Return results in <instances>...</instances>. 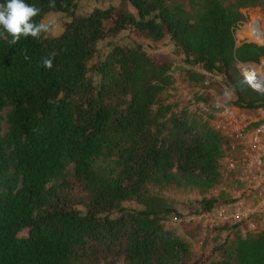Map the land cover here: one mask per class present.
Instances as JSON below:
<instances>
[{
    "label": "trees",
    "instance_id": "16d2710c",
    "mask_svg": "<svg viewBox=\"0 0 264 264\" xmlns=\"http://www.w3.org/2000/svg\"><path fill=\"white\" fill-rule=\"evenodd\" d=\"M78 1L25 0L36 22L64 15L55 36L12 45L0 29V264H264V228L239 235L264 216L221 227L197 258L166 226L180 217L166 192L194 195L189 216L230 202L210 195L228 141L205 93L170 101L175 68L155 51L166 40L194 85L219 77L222 106L264 107L237 68L264 44L234 39L240 11L264 0H117L81 16Z\"/></svg>",
    "mask_w": 264,
    "mask_h": 264
},
{
    "label": "built area",
    "instance_id": "2783aa9c",
    "mask_svg": "<svg viewBox=\"0 0 264 264\" xmlns=\"http://www.w3.org/2000/svg\"><path fill=\"white\" fill-rule=\"evenodd\" d=\"M258 33L256 31L257 38H260ZM237 68L250 89L264 94L262 88L254 86H261V80L264 83V64H237ZM215 108L212 124L228 141L220 168L224 185L219 191L224 192L230 202L217 206L214 213L220 220L232 224L251 215L264 216V107L250 111L251 116L247 119L234 107ZM242 197L247 200L241 201ZM247 224L254 227L251 222Z\"/></svg>",
    "mask_w": 264,
    "mask_h": 264
},
{
    "label": "rangeland",
    "instance_id": "374dc122",
    "mask_svg": "<svg viewBox=\"0 0 264 264\" xmlns=\"http://www.w3.org/2000/svg\"><path fill=\"white\" fill-rule=\"evenodd\" d=\"M108 3H112L114 5L118 2L117 0H80L76 5L75 14L78 16L85 15L92 9L103 7ZM240 12L244 15L245 20L241 24H239L234 31V39L236 44L241 41L255 44H263L264 31L262 30L263 33H260L259 29L252 27V24L258 22V19H262L264 21V8H248L245 10H241ZM63 19L64 15L59 13L46 15L43 20L45 22H48L49 20H54L56 22V28L53 33L44 34V36H55L61 29ZM260 29L263 28L260 27ZM256 31L259 32V36L262 35V39H257ZM101 46L102 44L99 45L100 48ZM155 51H159L161 53H164L163 55L168 56L172 60L173 66L175 68L172 76L174 81L173 89H171L170 91V95L172 96L170 101L172 103L178 102L179 100H181L180 103L187 102L195 94L198 95L200 93H205L206 97L210 99V102L214 103V107L222 106L223 103L229 100L230 95L225 89V86L219 77L205 78L202 82L196 85L191 82H188L186 77L182 74V68L184 66L181 63L180 58L174 54L173 49L167 43L166 40L160 42L158 48L155 49ZM239 112H243L247 115L251 114L250 111ZM211 116L214 117L215 114L213 113ZM75 190L76 191L73 192V196L78 197L80 195L79 188H75ZM213 194L216 195L217 192L211 193L210 195ZM165 195L169 200H171L173 207L177 209L178 213L180 214L179 218H172L168 220L166 226L174 229L177 235L181 236L182 238H185L191 244V249L195 255V258L199 257L202 254H206L210 250V248L212 247V244L210 243L211 239H213L214 237H224L227 231H220L221 227H228L229 225H233L230 221H223L222 219L220 220L217 216V213H213L214 215L208 217L206 220L204 217H201V219L197 218L201 215L189 216L187 214V209L184 205L186 202L193 199L194 195L186 190L180 189L171 192H166ZM246 231H249L247 227L245 228V230L242 229L239 235L243 237ZM188 233L194 234L196 238L190 239Z\"/></svg>",
    "mask_w": 264,
    "mask_h": 264
},
{
    "label": "clouds",
    "instance_id": "9594fccd",
    "mask_svg": "<svg viewBox=\"0 0 264 264\" xmlns=\"http://www.w3.org/2000/svg\"><path fill=\"white\" fill-rule=\"evenodd\" d=\"M48 7L54 9L56 7L55 0H49ZM40 13L39 7L27 4L25 0H5L4 3L0 4V29L11 37L8 43L15 45L21 37L37 39L42 34L53 33L56 28L54 20L48 22L44 20L35 21ZM56 55L57 52L54 50L49 57L43 58V67L52 69ZM25 58L27 59L26 53Z\"/></svg>",
    "mask_w": 264,
    "mask_h": 264
},
{
    "label": "crops",
    "instance_id": "0c3cea01",
    "mask_svg": "<svg viewBox=\"0 0 264 264\" xmlns=\"http://www.w3.org/2000/svg\"><path fill=\"white\" fill-rule=\"evenodd\" d=\"M257 24H261L260 26L263 28V31H264V21L262 20V19H258V23ZM263 33V32H262ZM263 37H264V33H263ZM257 39H262V35H261V37L260 38H257ZM240 43V42H239ZM238 43V44H239ZM264 44V43H263ZM263 44H257V45H263ZM264 64V60H261L260 61V63L259 64ZM246 112V111H245ZM248 114H250V113H248ZM241 115H242V117L243 118H245V119H247V118H249V116H251V114L250 115H247V114H244L243 112H241ZM224 185V183L222 182V181H220V186H219V188L217 189V190H214L213 192H211V193H215V192H217V194H218V192H219V190L221 189V187ZM236 186H237V188L239 189L240 188V184L239 183H237V184H235ZM217 194L215 195V194H213V195H211L212 197H216L217 196ZM247 200V197H242L241 198V201H246ZM215 209V208H214ZM214 209H212L209 213H205V214H203V215H201V216H199V217H197V218H199V219H201V217H204L205 218V220L208 218V217H210V216H213L214 214ZM261 226H255V224H254V227L253 228H251L250 226H249V224H247L246 226H247V229H249V231H255V230H258V228H264V220L263 221H261Z\"/></svg>",
    "mask_w": 264,
    "mask_h": 264
},
{
    "label": "bare ground",
    "instance_id": "6f19581e",
    "mask_svg": "<svg viewBox=\"0 0 264 264\" xmlns=\"http://www.w3.org/2000/svg\"><path fill=\"white\" fill-rule=\"evenodd\" d=\"M257 27H258L260 33H262V30H263V29H260V26H259V25H258ZM261 82H262V83H261V86H259V85H254V86H257L258 88H260V89L262 88V89L264 90V83H263V80H261Z\"/></svg>",
    "mask_w": 264,
    "mask_h": 264
}]
</instances>
